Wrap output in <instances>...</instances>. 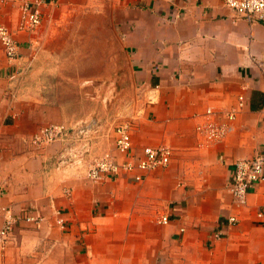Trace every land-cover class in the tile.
Here are the masks:
<instances>
[{
	"label": "crops",
	"instance_id": "0c3cea01",
	"mask_svg": "<svg viewBox=\"0 0 264 264\" xmlns=\"http://www.w3.org/2000/svg\"><path fill=\"white\" fill-rule=\"evenodd\" d=\"M20 1L0 0V23L12 30ZM67 1L50 2L36 32L17 34L21 81L9 82L0 44V230L16 220L0 243V264H264V179L243 206L229 191L234 163L264 152V22L238 19L224 0H113L132 149L173 153L168 167L139 173L140 181L123 173L94 182L88 166L117 154L115 132L109 141L92 138L91 157L79 161L75 143H32L45 126L77 121L41 87L47 25ZM208 108L235 119L222 141L204 145L196 128ZM38 216L40 223L26 220Z\"/></svg>",
	"mask_w": 264,
	"mask_h": 264
},
{
	"label": "rangeland",
	"instance_id": "374dc122",
	"mask_svg": "<svg viewBox=\"0 0 264 264\" xmlns=\"http://www.w3.org/2000/svg\"><path fill=\"white\" fill-rule=\"evenodd\" d=\"M47 27L41 87L47 100L63 104L69 118L90 130L92 137L80 142L90 156L91 139H113L131 113L118 73L127 63L120 9L113 0H69L56 7Z\"/></svg>",
	"mask_w": 264,
	"mask_h": 264
},
{
	"label": "built area",
	"instance_id": "2783aa9c",
	"mask_svg": "<svg viewBox=\"0 0 264 264\" xmlns=\"http://www.w3.org/2000/svg\"><path fill=\"white\" fill-rule=\"evenodd\" d=\"M59 0H21L19 4L20 18L15 30L0 23V44L3 47L6 58L11 64V70L7 74L9 82H17L20 76L26 73V69L20 64L21 44L16 39L17 34H29L36 32L42 25L44 9L48 4H56ZM224 5L231 10L238 19H244L249 23L264 22V0H224ZM244 106V97L238 98V107ZM221 117L225 120L221 121ZM235 119L233 111L225 114L219 113L212 108L206 109L204 120L197 125V133L202 138V144H213L222 141L230 131V123ZM133 127L129 123H124L115 129V149L117 154L111 151L104 152L103 155L89 164L86 171L88 179L98 182L106 178H118L121 174H132L136 181L142 180L141 174L159 168H166L171 163L172 149L167 146L146 147L142 156H138L133 151L132 141ZM91 136L90 130L82 123L73 125L52 124L45 126L33 136L32 143L37 145L54 142H65L76 144V149L80 158L86 153L81 145V141L86 136ZM92 137V136H91ZM74 144V145H75ZM84 151V152H83ZM264 179V152L250 159L238 160L234 163V174L229 185V191L234 198V202L243 206L247 202V195L250 189L260 180ZM70 195V191H67ZM59 214L58 224L65 227V220ZM259 217H263L259 213ZM27 221L40 223L43 217H27ZM229 224L237 222L236 217L228 219ZM161 224L170 222L169 216L159 218ZM16 220L9 217L5 225L0 230V243L5 244L11 237ZM216 237H220L217 235Z\"/></svg>",
	"mask_w": 264,
	"mask_h": 264
},
{
	"label": "bare ground",
	"instance_id": "6f19581e",
	"mask_svg": "<svg viewBox=\"0 0 264 264\" xmlns=\"http://www.w3.org/2000/svg\"><path fill=\"white\" fill-rule=\"evenodd\" d=\"M71 157L73 158L74 161H79L81 158L79 157L77 151L75 148L71 151ZM89 164V163H88ZM90 180V179H89ZM92 181V180H91ZM95 182V181H94Z\"/></svg>",
	"mask_w": 264,
	"mask_h": 264
}]
</instances>
